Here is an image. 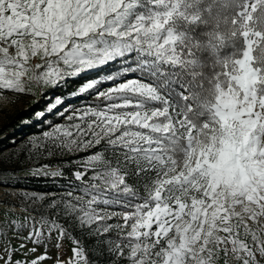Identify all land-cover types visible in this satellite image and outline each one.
Instances as JSON below:
<instances>
[{
	"label": "snow or ice",
	"instance_id": "snow-or-ice-1",
	"mask_svg": "<svg viewBox=\"0 0 264 264\" xmlns=\"http://www.w3.org/2000/svg\"><path fill=\"white\" fill-rule=\"evenodd\" d=\"M113 64L79 89L101 103L33 144L69 165L30 169L64 194L0 215L44 254L7 241L0 262L71 240L56 264H264V0H0V99Z\"/></svg>",
	"mask_w": 264,
	"mask_h": 264
},
{
	"label": "trees",
	"instance_id": "trees-1",
	"mask_svg": "<svg viewBox=\"0 0 264 264\" xmlns=\"http://www.w3.org/2000/svg\"><path fill=\"white\" fill-rule=\"evenodd\" d=\"M117 68H119V65L113 64L100 70L88 71L79 77L69 78L59 86L50 87V89L42 92V98L36 100L29 108L10 115L0 125V168L5 169L2 175L20 174L30 167H40L45 163H52V167H69L66 163L61 164V158H54L53 160L48 156L37 154L35 149L31 147V141L27 136L32 135L35 140H40L42 133L49 125L48 122H60L62 112L68 111L73 106L83 107L97 104L99 100L96 98L95 92L79 94L80 87L90 80L103 78ZM108 86H110V82L102 84L101 89ZM52 97H58L62 103L57 105L56 108L51 106L47 109V106L56 103L51 100ZM72 163L76 164L78 161L73 159ZM13 168L17 170L12 172L11 169ZM10 180L9 185L22 189L20 193L23 196L25 193H38L59 197L64 194L65 189L68 187L65 179L32 176L31 174L10 178ZM22 201L24 203L21 205L24 207L26 202L23 198ZM33 214L36 215L34 212ZM62 222L86 249L95 250L96 245L93 238L75 228L71 222ZM88 254L90 259L99 261V264H107L108 257L101 255L98 251H89Z\"/></svg>",
	"mask_w": 264,
	"mask_h": 264
},
{
	"label": "rangeland",
	"instance_id": "rangeland-1",
	"mask_svg": "<svg viewBox=\"0 0 264 264\" xmlns=\"http://www.w3.org/2000/svg\"><path fill=\"white\" fill-rule=\"evenodd\" d=\"M47 89H50V87L46 88H38L34 89L32 93L23 94V95H14L11 93L7 94V99H0V125L7 120V118L10 115L15 114L16 112H19L21 110L29 108L36 100L42 98V92H45ZM58 97H52L51 100L53 102H56ZM101 103L99 100L97 104ZM93 105V104H92ZM96 105V104H95ZM52 105L47 106V109H49ZM90 106V105H87ZM87 106L79 107V106H73L68 111L62 112V116L60 118V122H48L46 131H51L54 126L56 125H67L69 124V120L67 117L71 115L74 111H80L84 109ZM43 132V133H44ZM43 133L41 139H43ZM27 138L31 141V147L33 148V144L37 142L38 140H35L32 135L27 136ZM40 139V140H41ZM46 156V155H45ZM38 167H30L27 171L21 172L20 174H6V175H0V181H3V183H0V215L3 214L4 211L8 212H19L23 215V204L22 198L24 197L22 193H20V188H16L13 186H10V178H16L25 174H31L30 169H35ZM57 168V167H53ZM31 215H35L31 213ZM14 220H19L21 217L18 216H12L11 217ZM24 235H26V231H20L19 235L14 234L12 231H9L6 237L0 238V248L3 247V245L10 241L11 245L19 251L14 253L13 259L14 260H28L31 261L32 259L36 258L39 255L44 254L45 248L40 247L36 253H32L30 249L33 247L31 242H28L23 239ZM21 243H25L27 247L20 248ZM71 247H73L71 240H65L62 242V248L60 250H57L55 247H52L49 245L47 247V255L50 257V259H47L45 261H42L41 264H56L57 258L60 259H66L67 257L71 256L72 253L70 251ZM2 264V262H0Z\"/></svg>",
	"mask_w": 264,
	"mask_h": 264
}]
</instances>
